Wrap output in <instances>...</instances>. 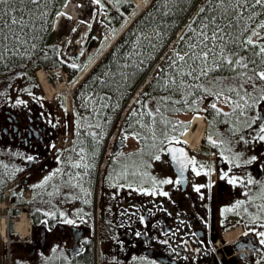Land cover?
Instances as JSON below:
<instances>
[{"label":"flooded vegetation","instance_id":"obj_1","mask_svg":"<svg viewBox=\"0 0 264 264\" xmlns=\"http://www.w3.org/2000/svg\"><path fill=\"white\" fill-rule=\"evenodd\" d=\"M226 80V89L211 82L210 92L224 89L223 96L197 95L202 101L196 108L206 124L203 138L195 143L184 131L176 138L180 143L174 140L195 165L188 164L182 176L180 171V188L176 182L161 184L154 195L140 190L153 191L145 174L154 168L149 138L137 137L136 126L142 123L83 119L77 124L61 103L52 106L37 97L20 106L1 105L0 190L28 187L33 192L32 212L21 206L32 214V240L22 244L32 260L86 264L94 256L96 264H221L216 247L230 256L222 264H264V237L258 235L264 232V140L259 139L260 121L245 124L255 111L264 115V103L243 115L225 103L226 97L237 99L229 88L242 85L258 92L264 82ZM183 86L191 85L180 83V100L189 103ZM192 112H180V123L190 124ZM196 186L203 187L197 192ZM28 225L22 213L16 230L23 235L27 228V234Z\"/></svg>","mask_w":264,"mask_h":264},{"label":"trees","instance_id":"obj_2","mask_svg":"<svg viewBox=\"0 0 264 264\" xmlns=\"http://www.w3.org/2000/svg\"><path fill=\"white\" fill-rule=\"evenodd\" d=\"M66 1L37 0L36 3H31L29 0H24V3L18 5L19 11L12 13L13 15H20L25 23L22 31L19 26H15L13 30L18 31L16 33L13 32L14 35L6 34L5 36L8 39H3L4 35L0 31V50L3 51L0 54L1 90L4 85L13 81L12 76L7 75L3 70V66L8 64V68L13 69L17 64L21 65V61L18 59L16 61L15 58L20 55L22 50L20 48H23V52L26 51L27 53L23 57L24 60L26 58L31 60V65L22 60L24 64L26 63L25 65L23 64L26 66V70L36 67L48 69L64 65L56 49L45 47V42L50 34L54 16ZM113 1L124 11L131 10L133 6L132 0ZM249 3H251V0H249ZM106 9L109 11V19L112 22H120L122 17L119 13L114 11L109 5L106 6ZM240 11L244 16V20L240 22L241 26L247 22L248 29L252 21L257 20L259 17L262 20L264 19V7L259 5L254 8L241 9ZM249 13H255L252 20H247ZM192 14L194 16L190 24L183 30L175 43V52L180 53V50L188 51L191 44H199L202 31H206L211 36L212 28L214 27L211 23L213 19L221 26L228 23L225 18L227 14L219 6V0H152L151 4L134 21L131 28L93 73L88 76L79 89L84 93L87 92V95L93 93L92 98H95L96 102L99 101L98 104L102 106L106 115L116 116L113 108L117 105L119 110L122 109L128 96V90L135 88L150 72L153 64L175 39L177 31L184 26L187 18ZM235 19L237 18H232L233 23ZM205 25H208L207 29H205ZM5 28L7 27L3 28L6 31ZM232 31L234 34L238 32L239 26ZM248 32L244 33V39H246V33ZM258 43L263 44L261 41ZM230 47L235 48L238 55L246 60L252 58L259 61V57L253 56L254 49L251 46L230 45ZM15 54L17 55L15 56ZM229 54L231 57L230 52ZM167 64H169V68L163 69L152 80L148 87L150 94L147 96L153 101L155 130L160 135L165 133V126L177 121L175 116L180 114V85L177 86L176 83H171L173 85H170L169 82V80L173 82L179 80L180 60H176V56L173 54L169 57ZM233 67L236 70H241L238 66ZM233 67H231V72H238L234 71ZM252 67L253 65L249 64V70ZM227 73H230V71H227ZM24 74L26 80H28V71H25ZM187 95L192 101L194 96L191 91H188ZM85 119L94 121V115L90 109L86 111ZM2 199L3 195L0 192V201ZM1 247L3 250H0V260L6 251V245ZM92 262L93 257L86 259V264H92Z\"/></svg>","mask_w":264,"mask_h":264},{"label":"snow or ice","instance_id":"obj_3","mask_svg":"<svg viewBox=\"0 0 264 264\" xmlns=\"http://www.w3.org/2000/svg\"><path fill=\"white\" fill-rule=\"evenodd\" d=\"M29 2L36 3L37 0H29ZM96 2L99 3V0H96ZM22 3H24V0H0V31H3V28L7 27L9 34L14 35L13 28L15 26H19L20 30H23L25 21L20 15L12 14L19 11L18 5ZM256 5L264 7V0H251V3H249V0H219V6L222 7L224 9V13L227 14L225 18L228 20V23L224 26H221L213 19L211 23L214 25V27L212 28L211 36H209L206 31H202L200 33L201 39L199 44H191L189 46V50L183 56L177 54L176 58L180 61H184L185 64L190 68V71L187 72L186 75L194 76V74L197 72V69H199V75H196L194 78L198 80L201 76L207 77L209 72L214 70L208 66V61L211 58L212 64L215 65L216 68H219L224 64L228 65L229 67L238 66L242 71L237 72V76L244 79L245 82L250 85L253 78L264 82V44L255 42L251 36L244 39V33L249 31V29L247 22H245L242 26L240 23L242 20H244V16L241 14L240 10L245 8H254ZM201 11H203V9H201ZM254 15L255 13H249L247 20H252ZM232 18H237L235 19L234 23ZM237 26H239V31L234 34L232 30L237 28ZM204 27L207 29L208 25H205ZM259 28L264 29V22L260 23ZM258 35L259 33L257 31L252 30V36ZM3 39H8V37L4 36ZM209 45H211V47H209ZM230 45H239L241 47L245 45L251 46L254 49L253 56L259 57V61L252 58H248L246 60L244 57L239 56L236 49L231 48ZM197 48H199V51L196 50ZM217 49L219 50L217 51ZM229 52L231 53V57L228 55ZM185 56L188 57L187 60L185 59ZM198 61L200 62L199 64H197ZM249 64L253 65L250 74L248 72ZM73 67H76V65H73ZM233 70H236L235 67H233ZM199 87H203V85H200ZM203 90L205 93L214 94L218 98L224 95L223 90L217 91L215 93H211L208 88H203ZM228 91L235 93L237 99L233 100L232 97L229 96L225 98V103L232 104L234 112L238 109L240 115H243L245 112L252 111L257 108V105L264 103V88L259 89L258 92H250L247 89H243V86L241 85L240 88H229ZM17 103H24V101L17 100ZM187 103L188 101L185 100V104ZM210 107L216 110L217 115L220 114V110L216 108L215 103L211 104ZM189 109L193 112L200 111V109L192 105L189 106ZM133 115H135V113H133ZM224 115L228 116L229 114L224 113ZM257 121H260L259 133L262 134L259 135V139L264 140V115H261L260 111H255V114L251 118H246L245 124L248 127H251L253 124H256ZM188 127H190V124L181 122L179 125V128L181 129L180 134L183 135V132L186 131ZM173 130H176V125H173ZM165 136L166 138H169L167 133H165ZM207 138L211 143H216L212 140L211 135H209ZM171 140H176V143H180L176 137H170L169 141L171 142ZM169 151L172 153L173 160H175L180 166L181 176L183 175L184 168H186L188 164L195 165L196 163L194 159H188L187 154L183 149L171 148ZM28 159L31 160L32 157H28ZM155 159L159 160L160 157L157 155ZM72 166L80 167L79 164H73ZM202 167L203 165H201V168ZM193 171H195L197 175H200V172L197 171L195 167H193ZM51 178V176L45 177V183ZM223 178L224 177L222 176V179ZM180 182L181 181L179 179L176 181L177 184ZM229 182L232 183L234 181L230 180ZM156 183L157 182L153 179L152 192H148L145 189L140 190L144 191L146 194L154 195ZM159 183L171 184L173 181L162 180L159 181ZM128 186L131 187V185ZM201 187L203 186H196L195 190L199 192ZM160 195L167 196L168 193L160 192ZM241 203L242 202L238 201L237 207ZM230 210L231 209H228V211ZM45 215L49 214L46 213ZM51 215L55 214L53 213ZM64 222L73 223L71 220H65ZM137 235H139V233H137ZM258 235L264 237V232H260ZM262 243H264V241H262Z\"/></svg>","mask_w":264,"mask_h":264},{"label":"rangeland","instance_id":"obj_4","mask_svg":"<svg viewBox=\"0 0 264 264\" xmlns=\"http://www.w3.org/2000/svg\"><path fill=\"white\" fill-rule=\"evenodd\" d=\"M67 6L68 7L65 8L66 10H64V11H66L64 13V16H62V18L60 20L61 22H60V30L59 31H61V33H58L60 36H62V34L68 32V31H70V29L74 26V23L76 22V19H79L81 21H84L86 18H89V17L90 18L91 17L92 18H95L96 16L98 17L99 10L101 9V4L100 3H97L95 0H69V5H67ZM254 23L255 22H253L252 25H251V34H250V36L253 37V39H257V38H260L261 37L262 29L259 28V25H260L259 22L255 26H254ZM95 25H96V27H101L102 29L105 28V25L102 22H100L99 20H97L95 22ZM5 29H6V31L4 29H3V31H1V33L4 36L6 34H9L8 28H5ZM252 30L257 31L259 33V35L258 36H252ZM17 31H14L13 30V32H15V33ZM209 47H211V45H209ZM20 49H22L21 52H20V55L17 57L16 55L18 53L15 54V56H16L15 58H16V61H17V59L21 61V65L17 64L13 69H10V68H8V66H9L8 64H4L3 70L7 73V75L12 76V79H13L12 82L13 83H15V84L17 82L18 83H21V85L23 87V89L21 91H22V93L26 94L27 91L30 88H32V87H30V84H26V83L29 82V81H31L32 79H36L38 77H37V74L35 76V72H34L33 69L28 68V70H26L27 68H25L26 66H24L26 63L24 64L23 61H26V62H28V64L31 65V60L29 58H26V60H24L23 57L26 56L27 53H26V51L23 52V48H20ZM20 49H17V50H20ZM173 49H174V47L171 46V47H169L164 52V54L161 57V60L154 65L155 71L158 72L161 64L163 62H165L166 60H169V57H171L173 54H175V56H177V53ZM218 50L219 49H217V51ZM4 52H5V50H4ZM1 53H3L2 50H0V54ZM176 60H178V59L176 58ZM5 63H7V62H5ZM199 63L200 62L198 61L197 64H199ZM208 66L209 67H212L214 70L216 69L215 65L210 64V61H208ZM25 71H28V75H29V79L28 80H26V78H25V74H24ZM189 71H190V68L187 65L185 66V64H183V63L180 64V72H181V74L186 75V73L189 72ZM62 72H63V75H64V69L62 70ZM157 72H154V75H156ZM38 75H39V72H38ZM196 75H199V72H197L196 74H194V76H189L188 77V81L187 82H188L189 85H199L200 83H202L204 81H206L207 83H210V77H209L208 80L204 79V80H200V81L199 80L194 81L192 79V77L194 78ZM51 76H53L54 80H55V78H58V81L56 83H54L53 81H49L48 77L46 78L45 83L41 81L42 82V85H44L45 90H43V88L41 86V83H39V81L37 79V82H36V85H37V87H36V89H37V95L39 97H41V95H42V97H43L44 94H45V92H46L50 96V98H51L56 93V95L52 98L53 100L52 101H48V103H51L52 106H55V105H57V103H61L62 102V98H63L64 99L63 101L65 103L64 105L66 106V101H69V99H71V96L69 95V83H68L69 81L66 80L65 75H64V78H60V75L57 74L56 72L51 73ZM202 77L203 76H201L200 78H202ZM215 78H220V77L216 76ZM211 79H214V77H212ZM14 81H17V82H14ZM169 82H170V85H173L171 83H176V85L179 86L180 85V78L176 82L175 81L173 82L172 80H169ZM7 85L8 84L4 85L2 87V90L0 89V106H1V103L3 101L5 102L8 99V97H11L12 98V100L9 99V102L10 103H17V99L15 100V98L12 97V94H6ZM143 92H145V91H143ZM52 93H53V95L51 96ZM92 100H96V99L94 98ZM137 102L140 103L139 106L142 109H145L144 108L145 105H147L148 107H151V109L153 111V114H154L153 101H151L150 99H147V98H143L141 100V96H139L137 98V101L135 102V104H137ZM135 104L132 106L131 112L135 111V110H133V108L135 107ZM221 107L224 108V106H221ZM137 111H139V108H137ZM143 117H144L143 122H146V125L144 126V128H145L144 131H147V133H150L151 132V126H152V124L154 122V118L147 117V116H143ZM182 118H183V120L186 119L185 116H183ZM178 119H179V122H180V116H179ZM173 125H176L177 126L176 123L173 124ZM128 132H130V130ZM126 137L127 138H130V136H126ZM150 138L152 140H154V142H153V146H154L153 165H154V168H153V170H152L151 173L150 172H147L145 175H146V178H147V180L149 182H151V181L153 182V179H154L157 182L156 185H161L159 183V181L169 180V176L172 179L174 177L169 172V168L165 165V161L163 159V156L166 157V154H165V151L162 150V147H161V149H159V142H158L159 141V137L156 136L155 134H151ZM157 155L160 157L159 160L155 159V157ZM142 180H145V179H142ZM166 185L167 184H162V187L163 186H166ZM151 188H152V186H151ZM24 190L27 191V190H30V188L24 187ZM31 196H32V194L29 195L28 197H31ZM30 201H31V199H30ZM10 204L11 203H9L7 201V203L4 204V205H2V208H0V221H1V219L3 220V216L4 217H5V215L7 216L8 211L10 209ZM30 205L32 206V203ZM22 213H25V212H22ZM22 213H21V215L19 214V217L18 216H17V218L15 217V219L16 220L20 219L22 217ZM25 215H26V213H25ZM12 217H13L12 214H10L9 224L10 223H13L12 222V219H13ZM26 217H27V219H29V215L28 214L26 215ZM4 223H5V227H6L8 225V220H7L6 217H5V222ZM13 226L15 227V224ZM18 234L19 233H17V235H13L12 236L13 238H15L16 241H18L17 239H19ZM23 235H26V234H23ZM9 239L10 240H8L7 242H5L3 240V238H0V247L2 245H6V247H8V245H13L14 242L12 241L11 238H9ZM0 250L1 251L3 250L2 247L0 248ZM59 257H62V256L59 255ZM3 259H4V257L2 256V258L0 260V264H2ZM10 260H11V264H23L22 263V260H20L17 257V255L14 253V250L13 249L10 252ZM24 260L26 261L25 258H24ZM66 263H67V260H66ZM35 264H41V262L38 261V262H35ZM43 264H58V262H54V260L47 259V260H45V262Z\"/></svg>","mask_w":264,"mask_h":264},{"label":"bare ground","instance_id":"obj_5","mask_svg":"<svg viewBox=\"0 0 264 264\" xmlns=\"http://www.w3.org/2000/svg\"><path fill=\"white\" fill-rule=\"evenodd\" d=\"M145 2H146V0H137V3L139 4V5H142V6H144V5H146L145 4ZM66 7H68V6H66ZM66 10V9H65ZM63 15V14H62ZM62 18V16L60 15L59 17H58V19H61ZM61 22V21H60ZM39 78H40V80L42 81V82H44L45 83V81H46V73H44L43 71H39ZM194 122L196 123V125H198V128H197V130L195 131V133H194V136L192 135L193 134V132L191 131V130H188V131H186V133H185V137L187 138V139H191V138H194L193 140H194V142L195 143H198L199 141H200V139H201V137H202V133H203V129H204V126H205V123H204V120L199 116V115H196L195 117H194ZM193 145V144H192ZM5 222V217H3V220H2V223L3 224H5L4 223ZM21 223H22V220L20 221V222H18L17 223V229L18 230H20V225H21ZM24 229V228H23ZM22 229V230H23ZM27 232V228L25 229V233ZM24 233V234H25Z\"/></svg>","mask_w":264,"mask_h":264},{"label":"water","instance_id":"obj_6","mask_svg":"<svg viewBox=\"0 0 264 264\" xmlns=\"http://www.w3.org/2000/svg\"><path fill=\"white\" fill-rule=\"evenodd\" d=\"M172 147H175L174 144H170L168 146V149H171ZM178 147H180V146H178ZM170 157H171L172 163L174 165V168H175L176 172L178 173V178L180 179V166L178 165V163L175 160H173L171 152H170Z\"/></svg>","mask_w":264,"mask_h":264}]
</instances>
